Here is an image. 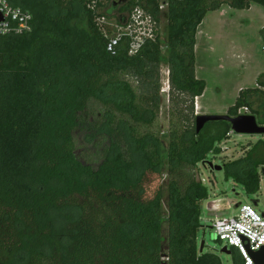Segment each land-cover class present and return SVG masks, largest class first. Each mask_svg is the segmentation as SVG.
I'll return each mask as SVG.
<instances>
[{
    "label": "trees",
    "instance_id": "trees-1",
    "mask_svg": "<svg viewBox=\"0 0 264 264\" xmlns=\"http://www.w3.org/2000/svg\"><path fill=\"white\" fill-rule=\"evenodd\" d=\"M7 1L31 14L32 30L0 36V264H222L198 250L200 203L210 198L198 174L220 155L231 127L211 122L196 134L195 100L206 88L195 76L196 35L223 5L241 11L264 8V0H168L164 13L160 0H109L105 12L100 0ZM136 6L157 22L163 15L165 29L133 56L126 42L108 53L96 20L122 24ZM256 86L239 92L228 116L252 108L251 96L264 99V71ZM90 103L100 117L88 122ZM260 107L251 115L264 125V100ZM77 129L100 150L95 169L75 155ZM245 151L222 171L253 196L264 140Z\"/></svg>",
    "mask_w": 264,
    "mask_h": 264
},
{
    "label": "rangeland",
    "instance_id": "rangeland-1",
    "mask_svg": "<svg viewBox=\"0 0 264 264\" xmlns=\"http://www.w3.org/2000/svg\"><path fill=\"white\" fill-rule=\"evenodd\" d=\"M100 1L103 6L99 12H105L110 1ZM164 12L165 10L162 13ZM109 22L112 23L113 19ZM165 24L162 15L159 20L160 33L165 29ZM263 29L264 8L258 5L252 6L250 11L233 10L223 5L219 10L206 15L198 27L195 45V76L205 82L206 88L203 95L195 100V116L228 115V110L234 105L239 91L257 88V79L264 71V42L260 33ZM167 76V69L161 68L158 124L164 140L167 136L170 108L166 92ZM263 100L260 95L251 96L252 108L247 111L240 109L238 115H251L252 110L261 114L263 109L260 106ZM87 109L88 122L99 119L100 111L95 103H90ZM258 118L260 119L259 115ZM259 126L264 125L259 124ZM84 136L83 129H77L73 133L75 155L80 162L95 169L101 161L100 150L86 142ZM259 139L264 140V136L231 133L229 139L221 143L220 155L211 159L213 168L207 165L205 168L201 167L199 171L198 179L208 189L210 195L215 193V197H220L229 203L228 208L224 210L225 218L236 216L237 204H248L258 214H264V183L259 193L247 196L239 185L225 179L222 169L215 170L217 166L223 167V163L244 156L248 144H255ZM166 179L167 174H164L162 181L165 182ZM162 207L166 212L165 197ZM200 225L197 232L198 250L203 243L204 251L216 254L222 264H234L231 255L220 252L225 244L216 239L213 229L209 228L210 225L202 220ZM163 228L166 237L165 222ZM238 261L241 262L239 258Z\"/></svg>",
    "mask_w": 264,
    "mask_h": 264
},
{
    "label": "built area",
    "instance_id": "built-area-1",
    "mask_svg": "<svg viewBox=\"0 0 264 264\" xmlns=\"http://www.w3.org/2000/svg\"><path fill=\"white\" fill-rule=\"evenodd\" d=\"M160 1L159 11L163 12L167 9L168 0ZM96 22L103 36L108 40L106 51L111 54L115 53L121 42H126L128 54L133 56L161 34L159 22L141 6L132 9L122 24H118L116 20L110 23L103 17ZM105 24L110 31L104 28ZM31 30V14L12 6L7 0H0V36L23 35ZM168 91L167 78L166 92ZM243 109L247 111L246 108ZM211 229L219 242H223L226 248L237 252L242 264H254L248 250L255 252L264 246V216L258 214L248 204H239L234 217L215 219Z\"/></svg>",
    "mask_w": 264,
    "mask_h": 264
},
{
    "label": "water",
    "instance_id": "water-1",
    "mask_svg": "<svg viewBox=\"0 0 264 264\" xmlns=\"http://www.w3.org/2000/svg\"><path fill=\"white\" fill-rule=\"evenodd\" d=\"M227 122L230 124L231 132L235 135H258L264 136V126H259L257 120L252 115H239L237 117H230L228 115H196L195 117V131L199 134L206 124L211 122ZM210 168L213 166L210 164ZM222 167L217 166L215 170H221ZM261 178L264 179V167L260 169ZM239 204L235 206L237 208ZM204 244L202 243L199 252H202ZM249 251V255L254 264H264V246L258 251ZM221 253L230 255L231 251L225 246L220 250Z\"/></svg>",
    "mask_w": 264,
    "mask_h": 264
},
{
    "label": "crops",
    "instance_id": "crops-1",
    "mask_svg": "<svg viewBox=\"0 0 264 264\" xmlns=\"http://www.w3.org/2000/svg\"><path fill=\"white\" fill-rule=\"evenodd\" d=\"M252 6H254V5H252ZM251 7L248 10H241V11H250ZM238 11H240V10H238ZM238 95H239V93H238ZM263 183H264V179L261 178L260 179V189H261V186L263 185ZM254 204L256 205L257 202L255 201ZM228 206H229V203L227 201H225L224 199H222L220 197H215V193H213L210 195V198L208 200L200 203V208H201L200 220H202V222H204L206 224H209L210 225L209 228H211V224L215 219L224 216L223 215L224 210L227 209ZM204 212H205V214H204ZM262 215L264 216V214H262ZM235 253L237 254L236 251H235ZM239 259H240V257H239ZM241 262H242V260H241Z\"/></svg>",
    "mask_w": 264,
    "mask_h": 264
}]
</instances>
